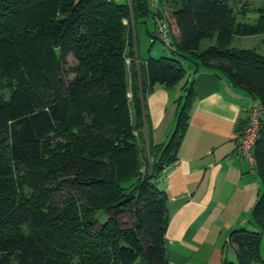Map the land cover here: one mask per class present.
<instances>
[{"label":"trees","instance_id":"1","mask_svg":"<svg viewBox=\"0 0 264 264\" xmlns=\"http://www.w3.org/2000/svg\"><path fill=\"white\" fill-rule=\"evenodd\" d=\"M159 1L161 8L150 0H0V264H169L167 197L157 182L188 124L189 79L210 70L264 107V51L231 46L264 33V8ZM255 12L262 19L245 20ZM148 17L151 41L168 56L139 58L135 28ZM160 22L177 31L168 43L156 36ZM183 78L190 82L173 131L155 145L146 99L155 85ZM260 123L252 152L259 195L247 227L225 241L235 261L221 264H264ZM56 137L65 140L46 153ZM60 190L70 193L56 200Z\"/></svg>","mask_w":264,"mask_h":264},{"label":"crops","instance_id":"2","mask_svg":"<svg viewBox=\"0 0 264 264\" xmlns=\"http://www.w3.org/2000/svg\"><path fill=\"white\" fill-rule=\"evenodd\" d=\"M149 4L157 5L155 0ZM189 80L194 98L188 124L175 161L157 182L167 197L166 257L169 264H220L225 241L232 231L247 227L259 195L255 168L236 153L232 138L246 125L252 100L210 70ZM187 82L183 78L170 88L157 84L148 95L153 144L165 143L173 131L177 100Z\"/></svg>","mask_w":264,"mask_h":264},{"label":"rangeland","instance_id":"3","mask_svg":"<svg viewBox=\"0 0 264 264\" xmlns=\"http://www.w3.org/2000/svg\"><path fill=\"white\" fill-rule=\"evenodd\" d=\"M116 1H119V0H116ZM155 1L157 3V7L161 8L160 1L159 0H155ZM248 2H249L248 7L250 6V7L258 8V9L264 8V0H248ZM258 16H259L258 13L255 12L251 14L245 20L251 23L253 21H256L257 18H260ZM154 28H155V23L151 17L146 18L144 23L136 24L135 33H136V38H137L138 56L140 59H147L149 57L157 58L160 56L169 55L167 48L159 40H156L154 42L151 41L150 33L154 30ZM169 30L172 32V34H174L172 31V28H169ZM209 44H210L209 40L207 39L202 40L200 43V48L205 49ZM231 46L239 47V48H244V47L253 48L259 52H263L264 51V33H259L254 36L235 37ZM68 64L70 65L74 64V60L71 56L68 57ZM263 119H264V116H263ZM139 137H140L139 138L140 145L143 146L142 148L145 151L146 146L145 144L142 145L141 143L143 142L144 138L141 135ZM59 140H62L64 142L65 139L64 138L58 139V137H56L54 140H49V142L46 143V153H49L50 150L54 149L53 147L55 146V143ZM154 150L155 152H157L156 148H154ZM152 156H155L154 153ZM47 162H49V160ZM49 168H50V165H49ZM49 168H48V172H51L52 170ZM21 190L25 193H30L32 189L28 186L23 185L21 187ZM64 190H69L70 192L71 191L74 192L70 187H67ZM69 191L68 192L63 191V190L56 191L54 192V198L56 200L63 199L65 198L64 195H67L70 193ZM262 257H263V253H262ZM224 260L228 262L235 261V257L233 256V253L230 250H226L223 252V255L220 260V264ZM199 264H202V263H199Z\"/></svg>","mask_w":264,"mask_h":264},{"label":"built area","instance_id":"4","mask_svg":"<svg viewBox=\"0 0 264 264\" xmlns=\"http://www.w3.org/2000/svg\"><path fill=\"white\" fill-rule=\"evenodd\" d=\"M156 36L163 42H169V29L163 22H160ZM263 114L264 107L257 100H252L246 125L239 133L234 134L232 137L236 153L251 165L254 164L252 152L254 145L260 137V122Z\"/></svg>","mask_w":264,"mask_h":264}]
</instances>
